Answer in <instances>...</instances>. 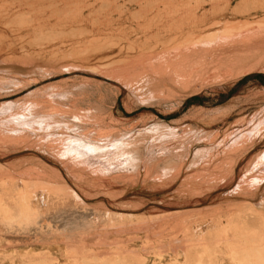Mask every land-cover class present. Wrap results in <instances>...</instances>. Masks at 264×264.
I'll use <instances>...</instances> for the list:
<instances>
[{"label": "rangeland", "instance_id": "obj_1", "mask_svg": "<svg viewBox=\"0 0 264 264\" xmlns=\"http://www.w3.org/2000/svg\"><path fill=\"white\" fill-rule=\"evenodd\" d=\"M258 25L264 0H0V189L48 186L37 224L0 221V264H198V217L218 228L264 177V65L186 85L156 66Z\"/></svg>", "mask_w": 264, "mask_h": 264}, {"label": "bare ground", "instance_id": "obj_2", "mask_svg": "<svg viewBox=\"0 0 264 264\" xmlns=\"http://www.w3.org/2000/svg\"><path fill=\"white\" fill-rule=\"evenodd\" d=\"M194 9L192 10L194 11ZM186 42L188 45L184 44L169 49L168 52L165 51L168 56L165 55L164 60L162 58L156 66L160 70L168 71V75L172 73L176 76L181 85H186L189 82L194 84L200 78L227 76L235 71L243 72L264 65L262 58L255 56L256 53L258 56L259 53H264V26L262 25L251 28L248 26L243 28L224 27L217 33L191 38ZM157 56L159 57V55ZM247 56L249 59L253 56L256 58L249 60ZM262 179L264 177H255L248 181L257 183L254 192L249 193L248 189L237 186L243 195V199L238 201V203L240 202L239 206L246 205L247 209L239 210V206L236 205L234 208L231 206L228 210L229 214L223 216L225 220L219 222L218 219L213 221L211 218L210 221H207L210 224L218 222V228L214 230L206 228L211 227L202 222L207 216L198 217L197 224L200 225L196 226L195 233L188 239L190 247H194V256L199 259L198 264H222L216 263L215 259H232V261L233 259H250L249 261L259 259L258 262L264 264V212L258 210H264V198L260 201L255 200L256 194L264 195V184H260ZM17 182L14 188L0 189V210H2L0 221L7 229L26 228L37 224L43 211L41 212L38 206L33 203V199L39 196L43 202L45 199L43 193L48 191V186H37V189L35 186ZM7 195L9 196L6 197ZM208 207L206 206L204 210ZM200 210L202 211V209ZM219 219L222 218L219 217ZM88 223L83 219L76 223L72 229L87 226Z\"/></svg>", "mask_w": 264, "mask_h": 264}]
</instances>
